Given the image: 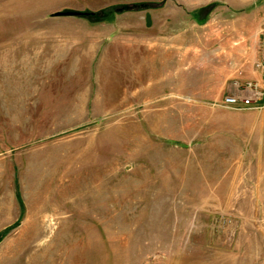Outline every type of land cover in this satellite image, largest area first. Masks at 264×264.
<instances>
[{
	"label": "rangeland",
	"instance_id": "obj_1",
	"mask_svg": "<svg viewBox=\"0 0 264 264\" xmlns=\"http://www.w3.org/2000/svg\"><path fill=\"white\" fill-rule=\"evenodd\" d=\"M263 25L264 0H0V264H264V104L225 105L264 92Z\"/></svg>",
	"mask_w": 264,
	"mask_h": 264
},
{
	"label": "built area",
	"instance_id": "obj_2",
	"mask_svg": "<svg viewBox=\"0 0 264 264\" xmlns=\"http://www.w3.org/2000/svg\"><path fill=\"white\" fill-rule=\"evenodd\" d=\"M261 35V57L257 64L260 73L264 77V25L260 31ZM239 92L236 95L230 96L225 99V105L227 107L241 106L243 109H259L263 108L264 104V92L258 84L252 82H246L244 85H240L238 82L234 85ZM242 88V89H241Z\"/></svg>",
	"mask_w": 264,
	"mask_h": 264
},
{
	"label": "crops",
	"instance_id": "obj_3",
	"mask_svg": "<svg viewBox=\"0 0 264 264\" xmlns=\"http://www.w3.org/2000/svg\"><path fill=\"white\" fill-rule=\"evenodd\" d=\"M183 2H186L187 3V6H184L183 7V10H182V16H180V14H181V9L179 8L178 9V12H177V15L175 14V15H173V18H175V19H179L180 17H185V15L183 14V12H186L187 11V13H188V18H190L191 17V11H194L195 9H198L200 6H198L197 5V2L196 3H194V4H191V3H189L188 1H183ZM184 15V16H183ZM185 30H190V28H187V27H185L184 28ZM184 29H182V30H184ZM239 83V82H238Z\"/></svg>",
	"mask_w": 264,
	"mask_h": 264
},
{
	"label": "water",
	"instance_id": "obj_4",
	"mask_svg": "<svg viewBox=\"0 0 264 264\" xmlns=\"http://www.w3.org/2000/svg\"><path fill=\"white\" fill-rule=\"evenodd\" d=\"M59 15H79V13H64V14H59Z\"/></svg>",
	"mask_w": 264,
	"mask_h": 264
}]
</instances>
